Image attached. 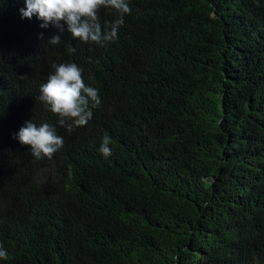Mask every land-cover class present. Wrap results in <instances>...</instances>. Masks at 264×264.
<instances>
[{"label":"trees","instance_id":"16d2710c","mask_svg":"<svg viewBox=\"0 0 264 264\" xmlns=\"http://www.w3.org/2000/svg\"><path fill=\"white\" fill-rule=\"evenodd\" d=\"M128 3L97 44L0 0V264H264V0ZM54 63L98 90L84 126L39 99ZM30 119L51 158L16 139Z\"/></svg>","mask_w":264,"mask_h":264},{"label":"clouds","instance_id":"9594fccd","mask_svg":"<svg viewBox=\"0 0 264 264\" xmlns=\"http://www.w3.org/2000/svg\"><path fill=\"white\" fill-rule=\"evenodd\" d=\"M25 4L26 7L20 9L22 17L31 19L36 15L43 22L41 28L51 24L63 32V21L74 38L97 44L115 40L119 27L124 23V15L131 12L128 0H25ZM102 7L114 9L119 14V18L104 30L98 16ZM60 41L59 34L49 40L52 44H59ZM52 68L54 72L40 86V101L60 117V125H65L68 120L72 121L69 128L86 125L92 118V109L101 103L98 90L84 83L82 70L75 63H54ZM15 137L21 144L29 145L33 156L38 159L42 156L51 158L64 143L52 125L41 123L38 126L31 119L25 122ZM110 142V137H103L100 151L105 157L111 155ZM7 255V251L0 246V258L7 259Z\"/></svg>","mask_w":264,"mask_h":264}]
</instances>
